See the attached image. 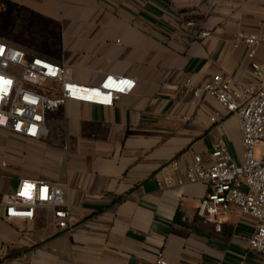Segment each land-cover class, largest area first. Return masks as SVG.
I'll return each instance as SVG.
<instances>
[{"label":"crops","instance_id":"crops-1","mask_svg":"<svg viewBox=\"0 0 264 264\" xmlns=\"http://www.w3.org/2000/svg\"><path fill=\"white\" fill-rule=\"evenodd\" d=\"M240 33L261 36L264 62V0H0V40L69 66L82 84L136 80L113 107L50 112L42 139L0 128V213L21 180H44L63 188L77 226L58 230L49 208L0 218V264H264L248 249L253 220L235 205L199 217L207 186L186 181L219 140L242 160L238 118L181 90L218 73L257 84L246 44L234 48Z\"/></svg>","mask_w":264,"mask_h":264},{"label":"built area","instance_id":"built-area-1","mask_svg":"<svg viewBox=\"0 0 264 264\" xmlns=\"http://www.w3.org/2000/svg\"><path fill=\"white\" fill-rule=\"evenodd\" d=\"M194 22H187L191 29ZM208 36V33H203ZM262 42L258 34L240 33L234 43L248 48L247 56L257 84L244 86L232 77L218 73L199 87L190 79L182 85L183 92H192L194 99L208 97L216 100L229 114L239 120L242 132V160L237 162L224 141L219 140L210 154L211 164L203 166L196 155L187 167L186 181L203 182L207 195L200 202L198 216L215 220L228 212L232 205L242 216L254 222V231L248 239V249L264 258V62L255 60L257 46ZM10 81V83H3ZM136 80L128 76L106 75L97 85L74 80L69 66L43 56H28L26 51L0 40V128L30 140L47 135V117L50 112L69 101L113 107L123 95L130 94ZM218 113L211 117L215 122ZM178 162H174L177 166ZM28 191L29 195L21 193ZM0 218L33 220L37 209L49 208L53 226L61 231H73V214L63 188L44 180H21L17 190L3 203ZM220 229V226H216ZM157 264H167L160 255Z\"/></svg>","mask_w":264,"mask_h":264},{"label":"rangeland","instance_id":"rangeland-1","mask_svg":"<svg viewBox=\"0 0 264 264\" xmlns=\"http://www.w3.org/2000/svg\"><path fill=\"white\" fill-rule=\"evenodd\" d=\"M264 149V144H259L256 148V152H255V155L256 157H259L260 156V153L261 151Z\"/></svg>","mask_w":264,"mask_h":264},{"label":"snow or ice","instance_id":"snow-or-ice-1","mask_svg":"<svg viewBox=\"0 0 264 264\" xmlns=\"http://www.w3.org/2000/svg\"><path fill=\"white\" fill-rule=\"evenodd\" d=\"M3 83H10V81H3ZM22 195H25V196H28L29 193L28 191L26 190L25 192L21 193Z\"/></svg>","mask_w":264,"mask_h":264}]
</instances>
